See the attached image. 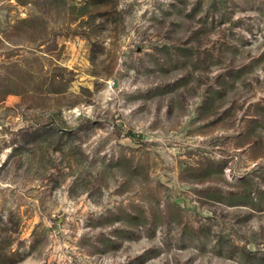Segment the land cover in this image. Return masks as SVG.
I'll return each mask as SVG.
<instances>
[{
	"label": "rangeland",
	"instance_id": "374dc122",
	"mask_svg": "<svg viewBox=\"0 0 264 264\" xmlns=\"http://www.w3.org/2000/svg\"><path fill=\"white\" fill-rule=\"evenodd\" d=\"M0 264H264V0H0Z\"/></svg>",
	"mask_w": 264,
	"mask_h": 264
}]
</instances>
